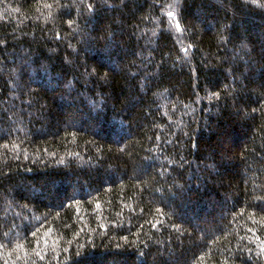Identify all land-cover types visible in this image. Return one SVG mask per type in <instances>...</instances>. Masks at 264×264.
<instances>
[{"label":"trees","instance_id":"16d2710c","mask_svg":"<svg viewBox=\"0 0 264 264\" xmlns=\"http://www.w3.org/2000/svg\"><path fill=\"white\" fill-rule=\"evenodd\" d=\"M0 264H264V0H0Z\"/></svg>","mask_w":264,"mask_h":264},{"label":"snow or ice","instance_id":"6c2138e0","mask_svg":"<svg viewBox=\"0 0 264 264\" xmlns=\"http://www.w3.org/2000/svg\"><path fill=\"white\" fill-rule=\"evenodd\" d=\"M257 2H258V0H252V3H254V4L257 3ZM168 15L169 16H172L173 13L172 12H169ZM176 27L179 29V27H180L179 24H177Z\"/></svg>","mask_w":264,"mask_h":264}]
</instances>
